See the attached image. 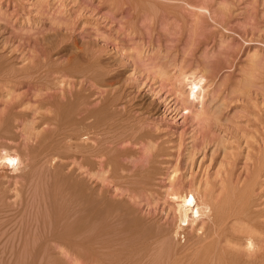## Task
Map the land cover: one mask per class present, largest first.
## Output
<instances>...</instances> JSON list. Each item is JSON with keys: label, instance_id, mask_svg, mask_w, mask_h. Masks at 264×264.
Segmentation results:
<instances>
[{"label": "rangeland", "instance_id": "rangeland-1", "mask_svg": "<svg viewBox=\"0 0 264 264\" xmlns=\"http://www.w3.org/2000/svg\"><path fill=\"white\" fill-rule=\"evenodd\" d=\"M0 123V149L35 163L0 171V264H159L171 188L220 205L219 252L264 264V0H0ZM18 219L62 241L16 259Z\"/></svg>", "mask_w": 264, "mask_h": 264}, {"label": "bare ground", "instance_id": "bare-ground-1", "mask_svg": "<svg viewBox=\"0 0 264 264\" xmlns=\"http://www.w3.org/2000/svg\"><path fill=\"white\" fill-rule=\"evenodd\" d=\"M196 11V10H195ZM206 14V13H205ZM184 67V66H183ZM181 68V67H180ZM182 69V68H181ZM199 69V68H198ZM185 70H187V69H185ZM193 71V70H192ZM178 73V72H177ZM205 73V72H204ZM205 77V76H204ZM176 79H177V81L179 82L178 84H179V87L181 86V85H183V87L185 86V88H187L188 89V91H189V93H190V95H191V97L192 96H194V97H196V98H200L202 95V92L204 91V89H207V88H205V86H204V79H203V77L200 75V73H198V71H193V72H185L184 70L182 71H180L179 72V74H178V78H177V76H176ZM182 87V86H181ZM207 87H209V86H207ZM180 89H182V88H180ZM180 89H179V91H180ZM207 90H209V89H207ZM184 91V90H183ZM183 91H181V92H183ZM208 92V91H207ZM204 93V92H203ZM182 94V93H181ZM185 94H187V93H185ZM209 94V93H208ZM207 96V95H206ZM188 98V97H187ZM201 98H204V97H201ZM59 110V109H58ZM59 116H61V113L59 112V114H58ZM58 115H57V117H58ZM68 114H65L64 116H67ZM69 115H70V113H69ZM69 115H68V118H69ZM56 118V117H55ZM66 118V117H65ZM70 118H71V116H70ZM57 119V118H56ZM67 119V118H66ZM60 120H62V118L60 119ZM63 121V120H62ZM3 122V121H2ZM1 122V123H2ZM1 123H0V127L3 125H1ZM3 123H5V122H3ZM4 126V125H3ZM2 126V127H3ZM1 127V128H2ZM3 130H4V127H3ZM3 130H1V131H3ZM56 130V129H55ZM0 134H2L1 132H0ZM3 136H4V134H3ZM3 136L2 137H0V139H2L3 138ZM81 138V137H80ZM57 140V139H56ZM53 141V140H52ZM54 142V141H53ZM53 142H50V143H53ZM52 145V144H51ZM77 145H79V143L77 144ZM75 148V147H74ZM40 149V148H39ZM6 151H7V149H6ZM30 156V155H29ZM30 158V157H29ZM34 158V156L32 157V155H31V158L30 159H33ZM30 159H27V161L28 160H30ZM25 162L22 166H20L19 165V163L16 161V159L10 154V153H8V152H5V151H3V150H1L0 149V171H2V173H4L3 175H5L6 173H8V172H10L11 170L12 171H20V173H21V175H23V174H25V175H27V173L29 172H31V174L34 176V173L32 172L33 170H32V168H33V164H34V166H35V163H30L29 161L28 162ZM35 161V160H34ZM32 162V161H31ZM115 163V162H114ZM31 164V165H30ZM39 166V165H38ZM149 167V166H148ZM153 168V167H152ZM4 171V172H3ZM145 171H146V168H145ZM143 172V171H142ZM148 172V171H147ZM14 173V172H13ZM38 173V172H37ZM40 173V172H39ZM10 174V173H9ZM9 174H6V175H9ZM42 174V173H41ZM5 175V176H6ZM148 175V174H147ZM5 176H3L4 178H5ZM20 176V175H19ZM37 176V175H36ZM35 176V177H36ZM145 176V175H144ZM6 177H8V176H6ZM15 177V176H14ZM18 177V176H17ZM4 178H2V184H3V179ZM142 178L144 179V177H143V175H142ZM151 178V177H150ZM175 176L174 177H172L171 179H170V181H172V184H173V182L175 181ZM16 179V178H15ZM33 179V178H32ZM32 179H30V180H32ZM133 179V178H132ZM29 180V179H28ZM27 180V181H28ZM40 180V179H39ZM145 180V179H144ZM144 180H141V181H144ZM148 179H146V181H147ZM26 181V182H27ZM140 181V182H141ZM149 181H151V180H149ZM4 182H5V180H4ZM25 182V183H26ZM30 182V181H29ZM32 182V181H31ZM31 182H30V184H31ZM36 182V181H35ZM5 184V183H4ZM17 184V183H16ZM35 184V183H34ZM22 185H24L23 183H22ZM26 185V184H25ZM36 185V184H35ZM16 187H18V186H16ZM16 187L14 188V190L16 189ZM149 187V186H148ZM0 188H2V187H0ZM4 188H5V186H4ZM3 188V189H4ZM3 189H1V190H3ZM18 189H20V187H18ZM6 190V189H5ZM8 190H10V189H8ZM21 190V189H20ZM26 190V189H25ZM196 190V189H195ZM186 191V190H178V191H174L172 188H171V190L169 189L168 191H167V196H170L171 197V199L173 200V203H174V205H175V207H176V217H177V228L175 229V232H176V230L178 231L177 233H180V234H178V236H177V233H175L174 234V236H177L174 240H175V242H173L172 243V245H170L169 244V246L167 245V247H166V250L164 249L163 251H165L164 253H165V256H167V258H168V261H166V259L167 258H165V256H164V254H163V252L160 250L161 249V247H160V251H161V256L159 257V253L156 255V257L158 256V261L160 262L161 261V263L163 264V261L165 260L166 261V264H251L252 263V261H249V260H247V261H242V262H239L240 261V259H239V261H238V258H235V257H233L232 256V254H231V257H230V254H228L229 255V257H227L226 256V248L224 249V248H222V251L221 252H219V249H221V248H218V246H217V243H220V242H218V238L217 237H222V236H219V234L220 235H222L224 232L223 231H225V227H224V224H225V221H224V216H223V214H221V209L219 210V206L220 205H218V207H217V205H215V204H213V202H212V199L210 200L208 197H206L207 196V194L206 195H203V194H200L201 192H199L198 193V191L196 190V191ZM4 191V190H3ZM12 191V190H11ZM24 191V190H23ZM6 192V191H5ZM10 192V191H9ZM25 192V191H24ZM13 193H14V191H13ZM16 193V192H15ZM21 193H22V191H21ZM28 193H29V191H28ZM18 194V193H17ZM80 195V194H79ZM78 195V196H79ZM0 196H2V195H0ZM4 196V195H3ZM14 196V195H13ZM12 196V197H13ZM17 196V195H16ZM76 196V195H75ZM6 197V196H5ZM11 197V198H12ZM18 197V196H17ZM21 197H24L23 195L21 196ZM27 197V196H26ZM28 197H29V195H28ZM3 198V197H2ZM25 198V197H24ZM27 199V198H26ZM72 199V198H71ZM0 200H1V198H0ZM6 199H4V201H5ZM15 200V199H14ZM3 201V200H2ZM3 201V202H4ZM24 201V200H23ZM1 202V201H0ZM3 202H1V204H0V211H1V205H2V203ZM25 202V201H24ZM34 202V201H33ZM5 204V203H4ZM8 203H6V205H7ZM21 204H23V203H21ZM38 204V203H37ZM5 205V207H8V206H6ZM9 205V204H8ZM23 205H26V202L23 204ZM28 205H29V203H28ZM27 205V206H28ZM31 205H33V204H31ZM3 206V205H2ZM10 206V205H9ZM11 206H12V204H11ZM11 206H10V209H11ZM17 206V205H16ZM36 206H38V205H36ZM242 206V205H241ZM243 206H244V204H243ZM246 206V205H245ZM244 206V207H245ZM23 207V206H22ZM46 207V206H45ZM39 208V207H38ZM81 208H82V206H81ZM80 208V209H81ZM4 209H6V208H4ZM3 208H2V210H4ZM9 209V208H8ZM25 208L23 207V210H24ZM26 209H27V207H26ZM28 209H30V208H28ZM37 209V208H36ZM79 209V208H78ZM80 209L78 210V211H76L77 213L80 211ZM246 209V208H245ZM7 210V209H6ZM13 210V209H12ZM84 210V209H83ZM9 211V210H8ZM15 211V210H14ZM26 211V210H25ZM246 211V210H245ZM249 211V210H248ZM29 212H30V210H29ZM28 212V213H29ZM82 212V211H81ZM84 212V211H83ZM243 212H244V210H243ZM250 212V211H249ZM3 213H4V211H3ZM3 213H1V214H3ZM13 213V212H12ZM23 213H24V211H23ZM27 214V213H26ZM250 214V213H249ZM4 215V214H3ZM1 216L0 217V219L3 217V218H5V216ZM31 215V214H30ZM14 216V215H13ZM20 217H21V215H19ZM23 216V215H22ZM69 216V215H68ZM79 216V215H78ZM38 217V216H37ZM70 217V216H69ZM81 217V216H80ZM87 217V216H86ZM250 216H248V218H249ZM15 218V217H14ZM17 218V217H16ZM25 218V217H24ZM28 218L30 219V217H29V215H28ZM83 218V217H82ZM81 218V219H82ZM88 218H89V216H88ZM21 219V218H20ZM26 219V218H25ZM83 219H86V218H83ZM82 219V220H83ZM19 220V219H18ZM16 220V222H18V224H16V228L15 229H13V232H11L10 233V236L12 237V244H14V246H15V244H17V245H19L18 246V248H16V252L15 253H17V257H16V259L20 256V255H22L21 257H23L24 255L27 257V256H29L30 254H31V256H33V255H35V258L37 257V259H38V257L40 258V257H42V256H44V253H45V251H44V249H45V246L47 247L48 246V240H50V239H55L56 237L57 238H60L59 236H60V230L58 229L57 230V236L56 235H53L51 238L48 236V232H49V230L51 231V232H53L55 229H53V227H51L52 229H50V226H47L48 224H46V225H44V223H45V221H44V223L43 222H41L40 223V225H31V223L30 222H26V221H28V220ZM35 220V219H34ZM33 220V221H34ZM31 221V220H30ZM7 222V221H6ZM6 222H5V224H6ZM35 222V221H34ZM38 222V221H37ZM36 222V223H37ZM40 222V221H39ZM80 222H81V220H80ZM91 222V221H90ZM175 222V223H176ZM189 222L192 224V227H190V229H188V226H187V223H188V225H189ZM9 223V222H8ZM43 223V225L41 226V224ZM84 223V222H83ZM89 223V222H88ZM33 224V223H32ZM190 224V225H191ZM4 225V224H3ZM176 225V224H175ZM0 226H1V223H0ZM7 226V225H6ZM6 226H5V228H6ZM60 226H62V225H60ZM80 226H84V224L83 225H80ZM88 226V225H87ZM2 227V226H1ZM0 227V228H1ZM4 227V226H3ZM2 227V228H3ZM58 227V226H57ZM55 228V227H54ZM61 228H63V227H61ZM90 228V227H89ZM10 229V228H9ZM8 229V230H9ZM64 229H66V228H64ZM64 229H63V231H64ZM192 229L194 230L193 232H190V231H188V230H191L192 231ZM2 230V229H1ZM8 230H6V231H8ZM84 230V229H83ZM91 230V229H90ZM4 232H5V229L3 230ZM36 231V232H35ZM62 231V230H61ZM62 231V232H63ZM66 231V230H65ZM67 231H69V230H67ZM66 231V232H67ZM72 231V234H74L75 235V232L76 231H73V230H71ZM80 231V230H79ZM82 231V230H81ZM87 231V230H86ZM86 231H84V232H86ZM1 232V231H0ZM35 232V233H34ZM74 232V233H73ZM77 232H78V230H77ZM83 232V231H82ZM92 232V231H91ZM8 233V232H7ZM1 234V233H0ZM2 234H3V232H2ZM51 234H53V233H51ZM55 234V233H54ZM62 234V233H61ZM71 233H70V235H71V238L74 236V235H72ZM80 235L82 234V233H79ZM78 234V235H79ZM85 234V233H84ZM83 234V235H84ZM87 234V233H86ZM172 234V233H171ZM64 234H62V236H63ZM69 234H67L66 233V235H64V238L65 237H68V236H70ZM4 236V234L2 235V237ZM9 236V235H8ZM8 236H6V237H8ZM77 236V235H76ZM86 236V235H85ZM84 236V237H85ZM90 237H91V235H89ZM1 237V238H2ZM82 237V236H81ZM87 237H88V235L86 236V238H83L82 237V239L84 240L85 239V241H87L86 239H87ZM90 237H88V238H90ZM9 238V237H8ZM7 238V241L9 240ZM32 239L33 240H35V243H34V241L31 243V241H32ZM62 239H63V237H62ZM66 239V238H65ZM65 239H63L64 241H65ZM70 239V238H69ZM181 239L183 240V241H185V240H187L188 241V244H186L185 242H184V249H185V252H184V255L181 257H178V255H180L181 253H183L182 251H184L183 250V248H182V251H181V253H179V254H177L178 253V251L180 252V248L182 247V244H181V246H180V248H178V245H180V243H182L181 242ZM31 240V241H30ZM60 240H61V238H60ZM71 240V239H70ZM69 240V241H70ZM10 241V240H9ZM16 241H17V243H16ZM28 241V242H27ZM29 241H30V243L31 244H33V246H31L30 248L28 247V246H30L31 244L29 243ZM59 241V240H58ZM62 241V240H61ZM77 241V240H76ZM186 241V242H187ZM219 241H220V239H219ZM26 242L28 243V244H26ZM46 242L48 243L47 245H45L46 244ZM57 242V241H56ZM60 242V241H59ZM83 242V241H82ZM1 243V242H0ZM9 243V242H8ZM76 242H74V244H75ZM175 243V244H174ZM221 243H222V241H221ZM220 243V244H221ZM77 244V243H76ZM82 243H80L79 245H81ZM174 244V245H173ZM6 245V244H5ZM28 245V246H27ZM83 245V244H82ZM81 245V246H82ZM219 245V244H218ZM6 246H8V245H6ZM6 246H3V247H6ZM10 246H11V244L9 245V247H7V248H10ZM16 247V246H15ZM49 247V246H48ZM221 247H223V246H221ZM12 248V247H11ZM79 248H81V247H79ZM84 248V247H83ZM165 248V247H164ZM218 248V249H217ZM224 249V250H223ZM7 250V249H6ZM5 249H4V251H6ZM10 250V249H9ZM191 250H193V251H191ZM199 251L200 252V256L196 259V257L198 256V254L196 253V251ZM189 251H191V253L189 254L188 252ZM224 251H226L225 253H224ZM11 253H12V249H11ZM11 253H10V255H11ZM14 253V254H15ZM89 253V252H88ZM87 253V254H88ZM195 253L197 254V256L195 257V259H193V257H194V255H195ZM2 254V253H1ZM27 254H29V255H27ZM163 254V255H162ZM225 254V255H224ZM4 255V254H3ZM9 255V254H8ZM9 255V256H10ZM45 255H46V253H45ZM182 255V254H181ZM191 255V256H190ZM11 256H13V255H11ZM24 256V257H25ZM163 256H164V258H163ZM15 257V256H14ZM45 257V256H44ZM44 257H42V260H43V258ZM13 258V257H12ZM142 258V257H141ZM141 258H140V262H142V260H143V258H142V260H141ZM160 258L163 260H160ZM174 258V259H173ZM243 258V257H242ZM25 259V258H24ZM37 259H36V261H37ZM139 259V258H138ZM137 259V260H138ZM154 259H156V258H154ZM187 259V260H186ZM21 260V259H20ZM22 260H23V258H22ZM35 260V259H34ZM137 260H135V261H137ZM171 260V261H170ZM46 261V260H45ZM154 261V260H153ZM157 261V263H159ZM43 262V261H42ZM52 262V261H51ZM144 262V261H143ZM156 262V261H155ZM168 262V263H167ZM36 263V262H35ZM49 263V262H48ZM137 263H138V261H137ZM152 262H150V264H151ZM161 263H159V264H161ZM4 264V263H3ZM11 264V263H10ZM18 264V263H17ZM23 264V263H22ZM39 264V263H38ZM134 264H136V262H134ZM141 264H143V263H141Z\"/></svg>", "mask_w": 264, "mask_h": 264}]
</instances>
